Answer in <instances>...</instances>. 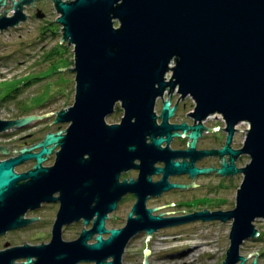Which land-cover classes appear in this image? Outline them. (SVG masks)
I'll return each instance as SVG.
<instances>
[{"label":"water","instance_id":"1","mask_svg":"<svg viewBox=\"0 0 264 264\" xmlns=\"http://www.w3.org/2000/svg\"><path fill=\"white\" fill-rule=\"evenodd\" d=\"M35 1L12 0V16L0 10V32L25 21L24 8ZM51 1L62 26L60 42L67 41L74 52V67L59 68L75 73L74 102L53 111L54 123L69 125L65 133H48L18 156L0 161V235L30 223L22 216L41 202L59 201L60 207L48 243L0 250V264H122L125 248L139 232L149 238L160 228L193 219L232 221L223 264H246L250 254L257 256L254 251L244 257L240 248L259 235L255 221L264 218V0ZM7 2L0 0V8ZM36 15L44 13L38 9ZM167 89L193 99L196 121L222 116L228 137L221 149L197 151L202 124H169L175 109L170 100L163 103L161 124L156 123V101ZM116 106L123 115L109 124L106 118ZM53 112L0 119V132ZM242 123L248 125L243 144L233 150L229 144ZM176 130H191L187 149L169 147L180 135ZM56 146L54 164L42 166ZM226 153L230 163L223 160L219 168L196 166L203 156ZM241 154L250 160L237 167ZM30 159L35 160L30 170L14 171ZM159 162L164 166H156ZM130 169L139 171L138 178L120 181ZM213 170L223 176L242 173L233 209L176 218L153 215L155 209L146 207L149 196L185 187L170 183V175L194 177ZM154 174H162L161 179L153 181ZM129 192L137 199L125 226L106 228L108 214ZM81 218L85 226L93 220L92 227L75 240H63L62 226ZM144 251L143 264H148L150 249ZM17 258L27 261L13 263ZM248 264L259 263L255 258Z\"/></svg>","mask_w":264,"mask_h":264},{"label":"rangeland","instance_id":"2","mask_svg":"<svg viewBox=\"0 0 264 264\" xmlns=\"http://www.w3.org/2000/svg\"><path fill=\"white\" fill-rule=\"evenodd\" d=\"M7 1V5L2 6L0 10H7L6 15L12 16L15 10L11 8L10 0ZM33 4L44 13L43 17L36 15V7L25 6L24 13L28 18L19 23L20 27L15 26L0 32V119H13L17 115L24 117L32 114L43 115L60 111L61 108L65 109L74 102L75 73L73 69H59L74 67L73 46L68 45L67 41L60 42L63 35L60 30L62 26L56 22L59 13L52 1L36 0ZM0 14H2L1 11ZM17 89L19 92H15ZM8 95L12 97L4 99ZM158 105L159 108L160 103ZM56 113L42 117L45 119L46 131L56 128L47 125ZM122 115L123 110L121 109L118 113L107 117L106 122L109 124L120 122ZM34 122L32 120L26 126L21 127V129L31 127V129L19 135L34 132L43 123L42 120L35 124ZM238 128L242 129L238 133L240 142L245 136L242 131L246 128V124H240ZM249 160L246 156L241 158L238 164L243 167ZM53 162L52 157L45 164L53 165ZM29 166H31L29 163L25 164L20 167V170ZM137 175L138 172L129 171L122 179L136 178ZM240 175L241 177L238 176L236 181L227 182L224 187L221 186L216 191L212 190V193H209L206 188L196 192L198 195L215 196L222 202L228 200L229 203L221 204V208L233 209L237 194L235 187L237 190L243 178L242 173ZM202 182L204 185L213 182L217 184L216 179L209 178L202 179ZM168 200L170 198L163 197L160 200H152L150 204L161 205ZM134 201L135 199L131 197L125 199L120 212L127 214L130 206L135 203ZM231 225L232 221L214 220L161 228L149 238L146 234H141L128 243L122 264H141L145 258V248L150 249V253L146 256L150 264H223L222 261L225 260L226 251L230 245ZM122 226H125L124 222L114 220L108 222L109 229ZM255 226L259 230V236L248 238L240 248V254L244 257L251 252H258L257 256L256 253L250 254L246 264L255 258L259 264H264V218L257 219ZM43 229L37 234L47 239L49 229L46 226ZM65 238L73 240L77 236L75 233H70Z\"/></svg>","mask_w":264,"mask_h":264},{"label":"flooded vegetation","instance_id":"3","mask_svg":"<svg viewBox=\"0 0 264 264\" xmlns=\"http://www.w3.org/2000/svg\"><path fill=\"white\" fill-rule=\"evenodd\" d=\"M12 1V0H11ZM11 1H9L11 3ZM40 1V0H39ZM12 5V3H11ZM28 6V5H27ZM30 7H36L34 4L29 5ZM36 14L38 12L39 7H36ZM31 16V15H30ZM28 18V16H27ZM19 27V24H18ZM13 27H10L9 29H12ZM8 30V29H7ZM170 100V107H175L173 115L168 119L169 124H182L186 123L190 126H193L195 124L201 123L203 128L201 130L200 136L197 138L196 141V150L197 151H202V150H218L221 149L227 141L228 137V131L226 130V124L225 121L221 118L220 115L218 114H210L208 115L205 119L201 121H196L195 117L192 115L195 111V103L193 99L187 95V96H182L177 89L174 90H169L167 89L164 92V95L162 97L157 98L156 101V106H155V112L157 115L156 123L161 124L162 118L160 117L161 115V110L164 101ZM160 103V107L158 108V104ZM121 110L119 106L115 107V111L110 115H114L118 113ZM33 115V114H32ZM35 115V114H34ZM39 115V114H36ZM27 116V115H26ZM17 117H24L23 115H18L15 116ZM109 117V116H108ZM13 118V119H15ZM12 119V118H11ZM55 117L49 122L47 125L53 127H56L53 130L47 129L45 130V123L42 118L35 119V123L39 121H43L41 127H37L36 131L34 132H28L24 135H19L21 132L27 131L31 129V127H27L24 129H21V127H10L7 130H4L0 132V161H4L9 158H13L19 155V152L22 148L24 147H31L41 141L44 140L45 136L48 133H57L61 131L62 133L66 132L67 126L66 123H54ZM117 123V122H116ZM66 125V126H65ZM39 126V125H38ZM34 128V127H32ZM50 128V127H48ZM46 132V133H45ZM172 132H178L180 133L179 136H174L171 141L169 142V147L173 150H185L188 148L189 144V133L191 130H188L186 133H184L183 130H176ZM238 131H234L231 142L229 144L230 148L233 150H237L241 148L243 144L242 141H238ZM17 138V139H16ZM148 142L150 139L148 138ZM176 143V144H175ZM178 143V144H177ZM175 144V145H174ZM162 147H166L167 143L163 142L161 144ZM2 149H5L7 152L4 153ZM60 149L59 146H56L53 152L47 156V159L43 162L42 166H51V165H46L45 163L49 161L52 157L56 158V152ZM40 149H34L33 151H39ZM246 154H241L239 155L238 158L235 160V164L237 167H240L238 164L241 158L246 157ZM231 154L226 153L223 156H220L218 154H210L207 156H203L199 158L196 161V166L199 168L203 167H209V168H219L222 165V161L225 160L228 163H230L231 159ZM189 160V158H187ZM180 161H182L181 158H179ZM140 161L136 160L135 163L138 164ZM30 164L31 166L26 167L24 169L20 170V167H22L25 164ZM35 164V160H27L17 166L14 167V171L17 173H22V172H27L30 170L33 165ZM54 164V162H53ZM156 166L163 167L164 163L159 162L156 164ZM132 171V172H138L137 169H130L126 172H122L120 174V181H123L124 179L123 176L126 175L127 172ZM241 173H236L233 175H228V176H223L219 175L215 170L209 172L208 174H197L194 177H191L188 173H182V174H175V175H170L168 177V181L170 183H177V184H182L185 185L184 188H171L167 191H164L162 194L159 196H149L147 201H146V207L147 208H152L155 209L152 214L153 215H162L163 217H186L192 214H195L197 212L207 210V211H217V210H229V208H221V204H226L229 203L228 200H224L222 202L219 198L213 196L210 197L209 194L205 195H198L196 191H202L204 188L209 191V193H212V190L216 191L218 190L221 186L224 187L225 184L228 182H233L236 181L237 177L240 176ZM162 174H154L152 176L153 181H157L161 179ZM137 177H133L132 179H137ZM204 178H209V179H216L217 184L210 183L209 185H204L202 182V179ZM129 179V178H128ZM196 192V193H195ZM235 192L237 193L236 187H235ZM55 196H58V193L55 194ZM134 198L136 202V195L132 192H129L122 196V198L118 201L116 209L113 212H110L108 214V217L105 221V227L108 228V222L109 220H114L115 222H124L126 224L129 213L132 211V207L134 203L130 206V210L126 212H120L122 210V204L125 199L127 198ZM163 197H168L170 200L167 202H164L161 205H151L150 202L152 200H160ZM60 207V202L59 201H53V202H41L38 207L34 209H29L25 212V214L22 216L24 219H32V221L26 225H23L21 227L8 230L6 233L0 235V250H6L10 248H14L17 246H24V245H39L43 243H48L51 240L52 236V229L54 226V222L57 217V213ZM117 213V214H116ZM122 213V214H120ZM111 214H113L111 216ZM126 215V216H125ZM217 221V220H216ZM92 222L91 220L87 226L84 225V219L81 218L76 221H72L70 223L64 224L61 228V235L63 240L66 241H71L67 240L65 238L67 235L70 233H75L77 238L81 234L82 230L84 228L90 229L92 227ZM198 222H204L201 219H193L190 220L186 223L183 224H189V223H198ZM181 225V224H179ZM47 227L49 229V234L47 236V239H43L41 236H39L37 233L41 231L44 227ZM177 225H172L168 227H173ZM123 227V226H122ZM114 228V227H113ZM121 228V227H120ZM165 228V227H163ZM109 229V228H108ZM118 229V228H117ZM161 229V228H160ZM44 230V229H43ZM159 230V229H158ZM157 230V231H158ZM156 231V232H157ZM141 234H148L145 231L139 232L136 234L130 241L129 243L136 238L137 236H140ZM108 236V234H105ZM259 236V235H258ZM151 237V236H149ZM75 238V239H77ZM73 239V240H75ZM94 241L93 239L90 240L89 242ZM127 248V247H126ZM126 248L124 251V254L122 256V263L125 259V253H126ZM144 254V251H143ZM142 254V255H143ZM32 260H35V257L32 258ZM27 261V258H17L14 259L13 263H25ZM144 261V259H143ZM143 261L141 264H143ZM148 263L150 264V261L148 259ZM78 264H93V262L89 261H84L80 262Z\"/></svg>","mask_w":264,"mask_h":264},{"label":"built area","instance_id":"4","mask_svg":"<svg viewBox=\"0 0 264 264\" xmlns=\"http://www.w3.org/2000/svg\"><path fill=\"white\" fill-rule=\"evenodd\" d=\"M218 115H219V114H218ZM220 116H221V115H220ZM221 118H222V116H221ZM222 119H223V118H222ZM242 124H245V123H242ZM238 127H239V125L237 126V129H239ZM247 128H248V125L246 124V128L242 131L244 134L246 133L245 130H246ZM239 131H240V130H239ZM239 131H238V132H239Z\"/></svg>","mask_w":264,"mask_h":264},{"label":"trees","instance_id":"5","mask_svg":"<svg viewBox=\"0 0 264 264\" xmlns=\"http://www.w3.org/2000/svg\"><path fill=\"white\" fill-rule=\"evenodd\" d=\"M51 54H52V53H51ZM15 92H19V89H17ZM10 97H12V95H8V96L4 97V99H5V98H10Z\"/></svg>","mask_w":264,"mask_h":264}]
</instances>
